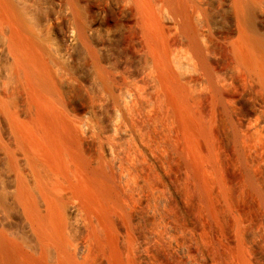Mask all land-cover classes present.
I'll return each mask as SVG.
<instances>
[{"label": "bare ground", "instance_id": "obj_1", "mask_svg": "<svg viewBox=\"0 0 264 264\" xmlns=\"http://www.w3.org/2000/svg\"><path fill=\"white\" fill-rule=\"evenodd\" d=\"M159 188L178 263L264 264V0H0V264H136Z\"/></svg>", "mask_w": 264, "mask_h": 264}, {"label": "rangeland", "instance_id": "obj_2", "mask_svg": "<svg viewBox=\"0 0 264 264\" xmlns=\"http://www.w3.org/2000/svg\"><path fill=\"white\" fill-rule=\"evenodd\" d=\"M161 161H162V164H164L162 166L164 172H166V174H168L167 176L170 177V180L172 181L171 185L174 186V190L176 191L177 194H179V197H180V201H181V204H182V207L184 209V217H187V219L189 218L190 219V222L192 223L193 226H195L200 235L202 236L201 238H203V244L205 245V247H209V240L207 239L206 237V234L203 232L204 231V227H205V224H207V217L204 216V211L202 210L200 204H198L199 202H197L199 199H198V193L196 192L195 188H194V185L192 184L191 182V179H189L190 177H188V173L186 174V172L183 170V168L178 165L177 163H170V161L166 162H163V157H160ZM176 165V166H175ZM178 166V167H177ZM170 167V168H169ZM183 170V171H182ZM184 172V173H183ZM189 179V180H188ZM186 180V181H185ZM186 185V186H185ZM192 185V186H191ZM172 186V187H173ZM162 188H159V193L157 195H160V196H166V191H162L161 190ZM187 189V190H186ZM187 193V194H186ZM194 193V194H193ZM197 193V194H196ZM181 195V196H180ZM168 196V195H167ZM166 198L168 199L169 203H171V198L167 197ZM143 197H147L146 194H143L141 196L142 200L144 199ZM196 197V198H195ZM140 197L137 198L136 202H134L131 206V211L132 213L135 212V213H138L139 210H140V215L143 216L144 218V221H146V224L145 226H147L148 224V228L143 225L144 223L141 221L140 223L136 224L134 227L135 229V232H136V237L138 238L137 241L139 244V242H148L149 245L146 247V252H148V254H150V256H152L153 258L156 259V257H159V256H163V259H164V262L163 264H176V262L178 263V259L177 257H175V252L173 250L174 248V244L178 243L177 245H183L182 243L184 242L183 241V238H185L186 236H189V232L186 231L185 227H184V217L182 214H180L181 212L178 210V208H176V206L171 203L169 204L170 207L167 208L166 210V213L167 215H169L171 218H172V224L170 227L175 228V230L177 231H180V234L178 235H175L174 238L172 239V237L170 236H165L166 234H164V230H160L158 228V224L156 223V221L152 218H147L146 217V205L142 208V205L141 204H144V200L141 202V198L139 199ZM140 202V203H139ZM217 202V200H216ZM215 202V203H216ZM135 204V205H134ZM196 204V205H195ZM217 204V203H216ZM200 208V209H199ZM135 211H134V210ZM138 209V210H137ZM142 209V210H141ZM199 209V210H198ZM199 212V213H198ZM202 212V213H201ZM138 213V214H139ZM188 213V214H187ZM145 216V217H144ZM222 216V217H221ZM246 216V217H245ZM241 217V216H240ZM242 217L244 218V221H249L247 220L246 218L250 219L249 216L245 215V214H242ZM201 218V219H200ZM226 215L220 211L218 212V214L216 215V220H218V222L220 223L221 226H224L225 229H227L226 231H228L229 229V226L226 225ZM242 219V218H241ZM150 222V223H149ZM226 222V223H225ZM148 223V224H147ZM155 223V224H154ZM14 227L16 226L17 229H21L20 226L21 223L19 221H15L14 223ZM175 226H174V225ZM15 227V228H16ZM180 227V228H179ZM223 227V228H224ZM144 229H145V232L147 233H144ZM224 229V230H225ZM150 230V231H148ZM158 230V232H157ZM152 231V232H151ZM138 232V233H137ZM149 232V233H148ZM162 232V233H161ZM186 232V233H185ZM157 233H160V234H157ZM183 233V234H182ZM147 234V235H146ZM148 234H152V235H159V236H155V239L156 241H154L153 243L155 245H153V243H150L149 239H148ZM164 234V235H163ZM163 235V236H162ZM147 236V237H146ZM144 237V238H143ZM170 237V238H169ZM142 238V239H141ZM167 238L171 239V240H168ZM145 239V240H144ZM166 239V241H165ZM175 239V240H174ZM160 240V241H159ZM162 240V241H161ZM181 240V241H180ZM171 241V243L169 242ZM175 242V243H173ZM158 243V244H157ZM136 244V250H138V245ZM152 245V246H151ZM151 247V248H149ZM154 247V248H153ZM148 248V249H147ZM135 250V254H134V258L135 259V262L136 264H141V260L140 259V255L139 254V250L136 251ZM150 250V252H149ZM138 252V253H137ZM156 252V254H155ZM154 253V255L156 256H153L152 254ZM177 259V260H175ZM197 259V260H196ZM198 258H189V261L193 264V263H198ZM174 261V262H173ZM180 264V263H178Z\"/></svg>", "mask_w": 264, "mask_h": 264}]
</instances>
